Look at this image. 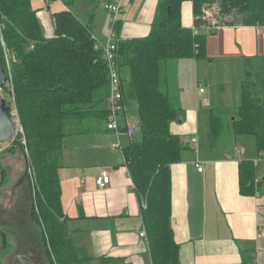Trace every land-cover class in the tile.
Wrapping results in <instances>:
<instances>
[{
  "label": "trees",
  "instance_id": "trees-1",
  "mask_svg": "<svg viewBox=\"0 0 264 264\" xmlns=\"http://www.w3.org/2000/svg\"><path fill=\"white\" fill-rule=\"evenodd\" d=\"M31 1L0 0V14L5 18L1 35L11 64L13 94L6 86L1 92L11 96L22 130L6 153L23 158L19 145L27 152L29 173L23 183L29 187L28 212L41 229L49 264H87L90 258L70 239L57 171L62 165L66 125H81L84 133L97 132L96 124L107 125V66L87 23L67 9L51 12L52 38H46ZM186 1L192 6L194 27L205 24L203 13L212 5L226 17L223 26L233 23L227 18L236 12L239 25L264 27V0H158L146 36L123 40L120 21L113 25L120 92L124 102H136L141 132V141L128 143L122 156L140 205L152 264H180L170 224V168L179 162L184 148L170 131L179 109L166 69L168 63L204 56L207 43L206 37L181 25ZM63 3L71 6V1ZM240 97L237 117L227 131L220 118L211 117L208 143L213 147L225 132L250 136L256 151L264 154L263 56L243 57ZM0 167L2 180L4 168ZM238 178L240 195L253 196V161L239 164Z\"/></svg>",
  "mask_w": 264,
  "mask_h": 264
},
{
  "label": "crops",
  "instance_id": "crops-1",
  "mask_svg": "<svg viewBox=\"0 0 264 264\" xmlns=\"http://www.w3.org/2000/svg\"><path fill=\"white\" fill-rule=\"evenodd\" d=\"M65 1H71V6L64 5ZM102 1L104 6L114 0ZM98 2L54 0L44 4L42 0L38 1L44 6L59 5L55 12L67 9L74 13L81 22L89 25L98 45L104 47L110 36L111 15L104 20L105 16L97 10ZM157 2L128 0L124 12L118 17L121 23L119 38L146 36ZM31 4L34 8L33 0ZM39 11L46 14L43 15L45 24L47 16L50 18V8L44 7ZM104 14H108L106 10ZM229 17L228 20L233 19ZM237 21L231 22L230 26L221 24L213 30L235 35L243 50L247 42L244 36L253 35V29L260 34L264 27H244ZM253 40L261 43L256 36ZM175 83L176 80L173 85ZM169 87L176 98L178 113L181 111L185 115L180 118L177 114L170 125L171 133L181 140L184 148L179 162L170 168V224L180 264H264V154L256 151L255 142L247 138L250 136H229L228 133L221 140L219 148L222 153L218 155L216 144L211 147L208 143L207 126L200 124L198 109L186 107L183 110V96L174 91L171 83ZM204 93L198 91L199 95ZM126 124H131L129 118L121 122L119 136L106 130L104 123L97 124V132L85 130L84 133L77 126L76 133H65L63 140L62 165L57 171L61 205L72 244L90 258L87 264H152L147 242L139 236L144 229L140 205L130 187L132 182L122 156V149L133 142L138 129L130 138ZM193 137L197 138V160L202 167L201 172L195 167L196 158L191 151L190 139ZM116 142L119 149L111 147ZM73 145L74 149L71 148ZM246 160L253 161L256 168V192L253 196L239 193L238 167ZM101 170L109 172L110 183L99 190L95 181ZM3 226L15 229L17 234L14 232V237L18 240L16 249L4 257L5 261L10 260L12 264H49L42 235L39 243L35 233L25 223L20 224L17 213L9 206L2 208L0 204V237L5 239ZM0 264H3L1 260Z\"/></svg>",
  "mask_w": 264,
  "mask_h": 264
},
{
  "label": "rangeland",
  "instance_id": "rangeland-1",
  "mask_svg": "<svg viewBox=\"0 0 264 264\" xmlns=\"http://www.w3.org/2000/svg\"><path fill=\"white\" fill-rule=\"evenodd\" d=\"M39 0H33L34 9H42L44 7H49L50 12H55V9H59V5H40L38 3ZM98 12L105 16L104 20H108L110 18V14H104L105 5L103 6V1L99 0L96 4ZM61 7V6H60ZM217 5H212L210 8L205 9L203 13L206 20H204L205 25L215 24L220 26L226 17H221L219 11H217ZM104 8V10H103ZM216 8V9H215ZM62 10V9H61ZM45 11V9H44ZM40 12V11H39ZM107 12V11H106ZM124 12V11H123ZM122 14V13H121ZM120 14V15H121ZM38 17V13L36 14ZM119 17V16H118ZM233 22L235 20L240 19V15H237L236 12L232 14ZM230 18V17H228ZM43 29L44 35L46 38L49 37L52 32L51 21L48 17L49 21L46 20L45 25L50 28V31L46 28V26L41 22L38 17ZM112 19V16H111ZM110 19V25L111 24ZM84 20V19H82ZM193 13L192 6L190 2H184L182 4L181 10V25L184 28H193ZM118 21V18L117 20ZM5 22V18L0 14V32L2 31L3 23ZM84 23V22H83ZM217 28H215L216 30ZM198 33L207 40L206 52L204 56L199 58H186L180 59L178 61H174L172 63H168V67L166 69V76L168 77V83H171L173 88L175 87V92H180L181 96H183V102L181 104V108L183 110L187 107H191V109L197 108L200 112L199 120L200 124L204 125L207 133L209 132L210 120L211 117L220 118L223 121V126H225L224 131H227L228 126H231L232 120H234L236 115V107L241 102L240 97V81L243 76V57H253V56H263L264 57V30L260 29V34H258L256 30L253 29V35L245 37L244 40L247 41L242 46L236 42L235 35L227 34V31H214L213 28H205L200 27L197 29ZM259 30V29H257ZM213 32V34H212ZM216 38L212 36H216ZM245 35V34H244ZM253 36L258 37L261 40V43L258 44L254 42ZM52 38V37H49ZM91 39L96 41L94 34L91 32ZM97 42V41H96ZM240 45V46H239ZM0 56H2L1 60H4L5 71L7 74L8 87L5 89L11 91V75H10V61L7 51L4 48L2 35L0 33ZM237 51L240 54H237ZM3 64V63H2ZM178 78H177V76ZM176 76V77H175ZM176 78V79H175ZM176 80L175 85L173 82ZM196 82H198L197 85ZM5 86V85H4ZM202 90L205 92L203 95H199L198 91ZM6 92V91H5ZM13 94V93H12ZM1 95L4 99H6L9 105L12 107L11 96L1 92ZM196 96V97H195ZM13 97V96H12ZM123 98L121 99L120 105L122 111L117 113L116 115V123L117 126H121L120 120L129 118L131 124L138 129L136 136L133 142L141 141V132L139 129V117L137 112V104L134 101H129L125 104ZM187 103V105H186ZM186 108V109H187ZM11 110L16 111V107L13 106ZM17 112V111H16ZM123 115V116H122ZM192 115V114H191ZM183 112L178 113V117H184ZM110 118V114L108 112L107 123ZM123 121V122H124ZM96 124V123H94ZM97 125V124H96ZM68 127L64 128V133H76L79 129L77 126L81 125H66ZM73 126V127H69ZM85 126V125H83ZM93 126V124L91 125ZM107 126V125H105ZM228 132H225L223 136L218 138L214 145L216 144V153L220 155L221 150L219 146L221 145V140L226 136ZM115 135V134H114ZM232 136V134H229ZM249 140L254 141L253 137H247ZM74 149V145L71 147ZM0 165L4 168V175L2 177L1 186H0V204L2 208L5 206H9L14 212L17 213L20 224L25 223L27 228L35 233L34 235L37 238V241L40 243L41 232L37 225H35L30 217H27L25 212H28V185L25 183H21L19 185V181L22 178L24 173V162L23 158H21L17 153L8 154L5 153L0 158ZM4 233L6 238L0 237V260L3 264H12L9 260L8 262L4 260L5 256L11 255L13 250L16 249L17 239L14 237L16 230L11 226H3ZM4 239V240H3ZM4 241L6 246H4Z\"/></svg>",
  "mask_w": 264,
  "mask_h": 264
},
{
  "label": "built area",
  "instance_id": "built-area-1",
  "mask_svg": "<svg viewBox=\"0 0 264 264\" xmlns=\"http://www.w3.org/2000/svg\"><path fill=\"white\" fill-rule=\"evenodd\" d=\"M51 1H54V0H42V2L44 4L49 3ZM127 1L128 0H114L113 2L107 3L105 5V7H104L105 10L107 11L108 14H110L112 16V19H111L112 25H114L118 16L121 13H123L124 6L126 5ZM216 10L218 11V7ZM37 13H38V17L40 18L41 22L44 24L43 15H46L45 12L40 11ZM206 14H207V11L205 12V15ZM47 19H48V16H47ZM202 19L206 20V17L203 16ZM48 21H49V19H48ZM201 27H205V28L207 27V28H213L214 29L217 27V25H215V24L205 25L204 24ZM197 29H198L197 27H193L192 33L197 34V32H198ZM49 37H52V32L50 33ZM113 39H114V31H113V27L111 26L110 36H109V39H108L106 45L104 47H102V46L98 45L97 42H96V44L103 51L102 53H103V57H104V60H105L106 66H107L108 79H109V97H108V101H107V108H108V111L110 114V118L108 120L106 129L108 131L114 132V134L116 136H119V132H118L119 126H117V123H116V115H117V113L122 111L121 105H120V102L122 99V94L120 92V83H119V79H118L119 75H118V70H117V64L115 61L116 47L113 44V42H114ZM8 84L9 83L7 80L5 86L8 87L9 86ZM199 92H203V91L200 89ZM10 102L12 103V107H13L14 106L13 101H10ZM11 117H12V120H13L15 126H16L17 131H16V134L14 135V137L9 139L8 141L0 142V157L3 156L6 153V151L9 150L14 145V140H15L16 135L18 133L22 134V130H21L20 124H19L18 115H17V112L15 110H11ZM125 129H126V133H127L128 137H130V138L136 132V127L131 125V124H126ZM190 145H191L192 154L196 158L195 167L197 168L198 172H201L202 167L197 160L198 149H197V138L196 137H193L190 139ZM111 147L114 149H119V143L116 142V143L112 144ZM0 180H1V167H0ZM109 183H110L109 172L107 170H101L98 177L96 178V181H95L96 187L99 190H101V189L106 188V186ZM130 187L133 189L132 184ZM139 236H140V238L146 240V233H145L144 229H142Z\"/></svg>",
  "mask_w": 264,
  "mask_h": 264
},
{
  "label": "water",
  "instance_id": "water-1",
  "mask_svg": "<svg viewBox=\"0 0 264 264\" xmlns=\"http://www.w3.org/2000/svg\"><path fill=\"white\" fill-rule=\"evenodd\" d=\"M7 81V74L3 67L2 61L0 59V142H5L14 137L16 134V126L11 117V106L8 101L4 99L1 95V89L4 87ZM22 153L24 162V173L19 181V185L26 179L29 173V160L26 150L19 145Z\"/></svg>",
  "mask_w": 264,
  "mask_h": 264
},
{
  "label": "bare ground",
  "instance_id": "bare-ground-1",
  "mask_svg": "<svg viewBox=\"0 0 264 264\" xmlns=\"http://www.w3.org/2000/svg\"><path fill=\"white\" fill-rule=\"evenodd\" d=\"M46 28L50 31V28H49V25L48 26H46ZM52 28V27H51ZM119 75V74H118ZM119 79H120V77H119Z\"/></svg>",
  "mask_w": 264,
  "mask_h": 264
}]
</instances>
